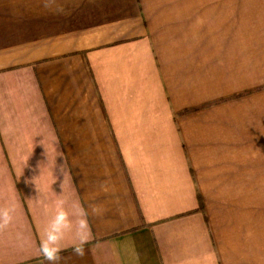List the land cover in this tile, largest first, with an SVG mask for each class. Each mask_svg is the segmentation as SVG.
I'll use <instances>...</instances> for the list:
<instances>
[{"label":"crops","instance_id":"obj_1","mask_svg":"<svg viewBox=\"0 0 264 264\" xmlns=\"http://www.w3.org/2000/svg\"><path fill=\"white\" fill-rule=\"evenodd\" d=\"M59 199L67 264H264V0H0V264Z\"/></svg>","mask_w":264,"mask_h":264},{"label":"clouds","instance_id":"obj_2","mask_svg":"<svg viewBox=\"0 0 264 264\" xmlns=\"http://www.w3.org/2000/svg\"><path fill=\"white\" fill-rule=\"evenodd\" d=\"M58 155H62V153L58 152ZM44 167L43 163L37 164L40 172ZM59 170L61 175H67L65 164H61ZM30 182L33 183L34 180ZM100 188L106 190V185L101 182ZM64 205L65 201L59 199L56 212L49 225L44 229V236L38 244V252L47 264H62V262L67 264L69 258L61 255L64 251L61 241L64 240L66 234H70L74 242L72 254L83 259L86 255L85 245L92 237V225L89 217L90 215H99L104 211L103 205L98 203H91L86 208L82 203L76 201L72 204L71 211L66 210ZM12 222V210L6 206H0V231L8 229Z\"/></svg>","mask_w":264,"mask_h":264},{"label":"trees","instance_id":"obj_3","mask_svg":"<svg viewBox=\"0 0 264 264\" xmlns=\"http://www.w3.org/2000/svg\"><path fill=\"white\" fill-rule=\"evenodd\" d=\"M246 94H249V93H246ZM238 97H240V96H236V97H234V98H238Z\"/></svg>","mask_w":264,"mask_h":264}]
</instances>
